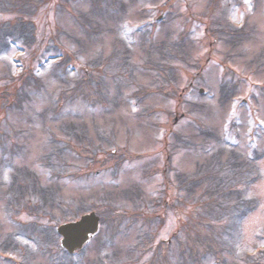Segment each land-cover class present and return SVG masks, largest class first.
I'll return each mask as SVG.
<instances>
[{"label": "rangeland", "instance_id": "rangeland-1", "mask_svg": "<svg viewBox=\"0 0 264 264\" xmlns=\"http://www.w3.org/2000/svg\"><path fill=\"white\" fill-rule=\"evenodd\" d=\"M27 172L63 200L46 243L25 191L7 206ZM4 194L0 264H264V0L0 2Z\"/></svg>", "mask_w": 264, "mask_h": 264}, {"label": "trees", "instance_id": "trees-1", "mask_svg": "<svg viewBox=\"0 0 264 264\" xmlns=\"http://www.w3.org/2000/svg\"><path fill=\"white\" fill-rule=\"evenodd\" d=\"M0 2H3V0H0ZM18 23L19 26H24V20H22L21 18L16 20ZM17 30H21L20 29H15L14 32H12L14 35L13 36H16V33H17ZM17 37V36H16ZM23 41H25L23 38L21 39V37H17V38H10L9 39V44L10 46H15V48H20V46L18 44L20 43H23ZM18 45V46H17ZM51 58V56H48L47 59ZM46 59V60H47ZM211 165V164H210ZM212 167V165L210 166ZM23 176L27 177L28 179L27 180H21L20 178L22 177V175H20L19 173L16 174L14 177L15 179L13 178V181L9 184V191L8 193L10 194V198H11V201L7 204V206H10V207H13L14 204H13V201H17V203H19V201H21L22 198H24L23 196V192L25 191L27 193L26 195V199H25V202L26 204L28 205L29 207V210H30V213L36 217V220L35 221H32L30 224H27V228H29V230L33 231L36 233L37 230H40V228H42L41 226H39V219H40V216L43 215V216H51L50 214L52 213L53 214V210L55 209V206H54V202L56 201V203L60 204L63 202V200H61L58 192H56L55 194H52L49 189L45 186V185H42V184H38L37 183V179L32 176V173L30 172H27V174H23ZM17 189L19 192H14V189ZM19 193H22V195H20ZM37 196V199H35L34 197L32 196ZM1 196H5L4 195H0ZM15 203V202H14ZM243 206H241V209L243 210L244 214H248L249 212H251L254 208H257L258 207V203L257 201L255 202H246V203H242ZM24 207H26L24 205ZM29 213V214H30ZM30 214V215H31ZM242 214V215H244ZM39 215V216H37ZM32 216V217H33ZM52 217V216H51ZM233 217V215L231 216ZM65 221V220H64ZM35 222V223H34ZM229 225H227L228 227ZM42 235L41 237L44 238L45 240V243L47 241H49L48 239L51 237H49V230H45V228H42ZM223 232V235H227L228 236V232L229 230L226 229V230H223L221 231ZM22 235L23 238H27L29 241L30 240H34V236L32 234H21L20 232H16V236H20ZM17 239V238H16ZM202 240L201 239H198L197 241H200ZM208 248H211L209 246H207ZM209 252V251H208ZM208 252H201V255H202V258L208 253ZM261 258H262V255L260 254ZM204 261H205V258H203ZM219 260V259H218ZM218 260H216L214 263H211V264H219ZM203 260L201 261H197L196 264H208V262H204ZM226 260L225 259H221V263L220 264H224ZM227 263V262H226ZM228 264V263H227Z\"/></svg>", "mask_w": 264, "mask_h": 264}, {"label": "water", "instance_id": "water-1", "mask_svg": "<svg viewBox=\"0 0 264 264\" xmlns=\"http://www.w3.org/2000/svg\"><path fill=\"white\" fill-rule=\"evenodd\" d=\"M99 214L94 211L86 212L76 220L66 221L57 227L58 233L63 236L61 243L69 252H74L88 241L99 227Z\"/></svg>", "mask_w": 264, "mask_h": 264}, {"label": "snow or ice", "instance_id": "snow-or-ice-1", "mask_svg": "<svg viewBox=\"0 0 264 264\" xmlns=\"http://www.w3.org/2000/svg\"><path fill=\"white\" fill-rule=\"evenodd\" d=\"M5 178H7V177H5Z\"/></svg>", "mask_w": 264, "mask_h": 264}]
</instances>
